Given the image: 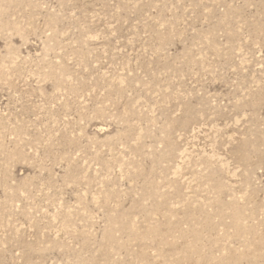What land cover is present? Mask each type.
<instances>
[{"label":"rangeland","instance_id":"obj_1","mask_svg":"<svg viewBox=\"0 0 264 264\" xmlns=\"http://www.w3.org/2000/svg\"><path fill=\"white\" fill-rule=\"evenodd\" d=\"M0 264H264V0H0Z\"/></svg>","mask_w":264,"mask_h":264}]
</instances>
